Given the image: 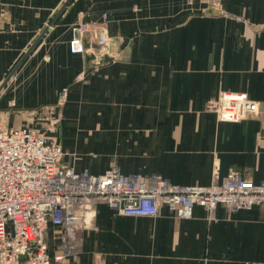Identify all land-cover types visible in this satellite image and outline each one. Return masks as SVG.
<instances>
[{"label":"crops","instance_id":"0c3cea01","mask_svg":"<svg viewBox=\"0 0 264 264\" xmlns=\"http://www.w3.org/2000/svg\"><path fill=\"white\" fill-rule=\"evenodd\" d=\"M67 1L0 0L3 128L46 132L60 111L62 165L76 173L264 181V0H69L57 14ZM223 92L257 110L219 121L205 104ZM90 211L67 249L47 226L58 264H264V204L219 205L212 217L200 206L188 217L166 206L154 217Z\"/></svg>","mask_w":264,"mask_h":264},{"label":"built area","instance_id":"2783aa9c","mask_svg":"<svg viewBox=\"0 0 264 264\" xmlns=\"http://www.w3.org/2000/svg\"><path fill=\"white\" fill-rule=\"evenodd\" d=\"M87 25L79 24V32ZM97 46L105 45L97 39ZM67 89H62L65 98ZM257 110L244 93L223 92L205 111L222 122H238ZM59 144L43 132L0 126V264H53L45 230L60 228L65 241L76 240V226H89L91 207L106 205L125 216L154 217L160 207L188 217L194 206L210 217L217 206L228 212L264 204V181L239 175H214L209 186H175L161 176L122 175L115 167L102 175L76 173L59 163ZM256 264V263H251Z\"/></svg>","mask_w":264,"mask_h":264},{"label":"rangeland","instance_id":"374dc122","mask_svg":"<svg viewBox=\"0 0 264 264\" xmlns=\"http://www.w3.org/2000/svg\"><path fill=\"white\" fill-rule=\"evenodd\" d=\"M216 1L217 0H211V3H213V4H215L216 3ZM78 29H79V25L77 26V31H78ZM86 30H87V28H86ZM85 30V31H86ZM79 32V31H78ZM80 33H85L84 31H82V32H80ZM98 39V38H97ZM104 40V39H103ZM96 42H97V40H96ZM67 101V94H66V96H65V98H63L61 95L59 96V106H58V108H59V110L61 109V107H63V105L65 104V102ZM62 105V106H61ZM58 110V111H59ZM53 112V111H52ZM61 112H62V110H61ZM62 117H61V115H60V111H59V113L55 116V117H53L52 119H51V125L48 127V128H46V132H44L45 130H42V132H44L45 133V135L50 139V140H53L54 142H56L57 144H61V138H62V136H63V125H61V121H62V119H61ZM1 126V125H0ZM21 128H27V127H21ZM30 129V128H29ZM39 131H41V130H39ZM61 146V145H60ZM65 155V152L63 153V155H62V157L60 158V160H59V163L60 164H63V162H62V159H64L63 158V156ZM92 216V214L90 213L89 215H88V219H90V217ZM90 225H91V223H90ZM89 225V226H90ZM62 246H63V248L64 249H67L69 246L67 245V241H65V238H64V234H63V242H62ZM51 256L53 257V260H54V258H56V257H58L59 259H58V261L57 262H55L54 261V263L53 264H58L59 262H61L62 261V259H63V254L62 253H60V252H58V253H56V254H54V255H52L51 254Z\"/></svg>","mask_w":264,"mask_h":264},{"label":"water","instance_id":"95a60500","mask_svg":"<svg viewBox=\"0 0 264 264\" xmlns=\"http://www.w3.org/2000/svg\"><path fill=\"white\" fill-rule=\"evenodd\" d=\"M68 2H69V0L67 2H65V4L58 10L57 14L61 13V11L64 9V7L67 5Z\"/></svg>","mask_w":264,"mask_h":264}]
</instances>
